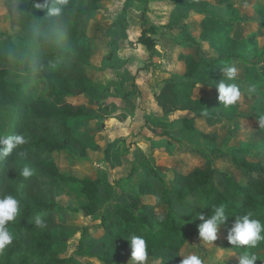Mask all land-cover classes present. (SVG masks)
<instances>
[{
    "label": "trees",
    "instance_id": "obj_1",
    "mask_svg": "<svg viewBox=\"0 0 264 264\" xmlns=\"http://www.w3.org/2000/svg\"><path fill=\"white\" fill-rule=\"evenodd\" d=\"M101 1L85 0L81 5L78 0H67L60 14L52 15L49 8L55 0H3L13 32H0V134H21L28 138V143L0 160V198L14 195L21 206L20 215L10 224L14 241L0 253V264H87L85 257L97 258L105 264H129L128 239L132 235L146 240V261L169 254L170 264H180L183 257L179 255H184L186 246L199 235L197 226L202 221L198 215L209 217L219 204L225 206L229 216L228 222L220 226L225 235L219 241L220 249L239 257L244 249L229 244L228 231L237 216L248 213L264 222V152L256 155L247 149H232L230 169L234 171H216L214 162L209 161L205 166L178 172L171 182L145 163L142 166L147 173L138 192L129 193L126 199L111 197V185L104 187L89 177L79 179L58 167L54 153L86 159L89 148L101 149L89 133L76 131L84 120L95 116L91 106L100 105L103 96L92 74L96 69L91 62L96 47L84 43L89 21L100 9ZM172 1L169 27L182 30L184 47L199 46L186 23L196 12L202 16L200 34L217 53L214 59L198 57L188 50L180 53L183 72L176 75L171 90L175 100L192 102L194 117L205 120L209 127L242 115L245 108L246 116L258 121L264 116V65L255 59L259 33L237 38L232 32L239 18L218 16L208 9L232 0ZM125 8L109 30L111 56L129 25ZM261 11L264 15V9ZM141 25L140 42L154 53L151 35L157 34L160 27L147 19ZM260 26L264 28V16ZM228 66L236 68L237 77L225 82L236 83L241 93L253 97L245 107L236 103L225 109L218 100L216 84L223 79L221 69ZM199 85L214 90L215 94L199 96L196 94ZM1 118H6L7 123L2 124ZM182 121L186 129L198 131L208 140L209 147L218 141L217 130L204 131L191 117ZM255 137L264 145V128L259 126ZM163 143L174 146L171 140ZM24 167L32 170L27 179L20 175ZM136 171L137 167H132L130 176ZM60 182L81 186L87 202L82 209L99 220L97 227L103 230L101 235L90 236L89 227H84L78 244L68 246L65 251L58 247L68 238L80 208L63 207L58 202ZM145 195H153L154 201L143 202ZM37 216L43 219L44 227L35 225Z\"/></svg>",
    "mask_w": 264,
    "mask_h": 264
},
{
    "label": "rangeland",
    "instance_id": "obj_2",
    "mask_svg": "<svg viewBox=\"0 0 264 264\" xmlns=\"http://www.w3.org/2000/svg\"><path fill=\"white\" fill-rule=\"evenodd\" d=\"M78 1L81 5L85 4V0ZM3 5V0H0V32L12 33L10 18ZM124 8L129 25L115 49V55L111 56L109 30L115 19L122 16ZM173 9L172 0H103L88 24L84 43L96 47L91 61L96 69L92 74L103 96L100 105L91 106L96 112L95 116L83 123L91 140L98 142L101 149L96 151L89 148L86 159L75 155L72 158L66 153L54 154L63 173L92 178L104 187L111 185L113 198L126 199L129 193L138 192L140 181L147 173L142 166L145 163L151 164L171 182L176 180L178 172L205 166L209 161L214 162L216 171L230 169L232 149H247L256 155L264 152V145L255 137L259 122L246 116L247 108L243 109L242 115L209 127L205 120L194 117L195 106L192 102L178 103L175 100L171 90L175 86L174 78L183 72L180 53L188 50L198 57L211 59L216 58L217 53L200 34L202 16L196 12H192L186 23L193 36L199 40V46L193 49L184 47L182 30L169 27ZM208 9L218 16L239 18L232 32L237 38L247 37L257 31L259 52L255 59L264 65V28L260 26L264 16L261 11L264 9V0H232L227 5H211ZM144 19L160 27L157 34L151 35L154 53L140 42ZM196 94L212 96L215 91L197 86ZM252 99L241 93L237 103L245 107ZM185 117L193 118L195 124L204 131L217 130L216 144L209 147V141L202 138L198 131L186 129L182 121ZM1 122L6 124L7 119L1 118ZM163 140H171L174 146H167ZM134 166L137 171L130 176ZM58 184V202L63 207L80 208L73 219V228L68 231V238L58 247V250L65 251L68 246L78 244L84 227H89L90 236L101 235L103 230L97 227L99 220L84 214L82 207L87 202L83 198L81 186L62 182ZM142 200L153 202L154 196L145 195ZM111 225H114V221ZM223 239L225 235L222 227L214 243L203 242L198 235L186 246L184 255L199 253L202 264H239L237 254L220 249L219 241ZM252 251L258 256L256 264H264V243ZM171 258L167 254L159 260H147L145 264H170ZM84 259L87 264H105L93 257Z\"/></svg>",
    "mask_w": 264,
    "mask_h": 264
},
{
    "label": "clouds",
    "instance_id": "obj_3",
    "mask_svg": "<svg viewBox=\"0 0 264 264\" xmlns=\"http://www.w3.org/2000/svg\"><path fill=\"white\" fill-rule=\"evenodd\" d=\"M66 2L67 0H55L54 5L49 8V13L59 15L62 6ZM37 6L39 7V5ZM221 70L223 79L216 84L218 100L225 109H229L236 105L241 96V91L236 83H227L225 79L227 81H234L237 77V70L231 66ZM258 122L259 126L264 128V116H261ZM27 143L28 138L24 135L0 134V160H4L19 146ZM20 175L27 179L32 175V170L24 167L20 171ZM20 211V201L16 196L8 194L0 198V253H3L14 241V233L10 228V224L16 221L20 215ZM198 218L202 221L197 226L199 237L203 242L214 243L218 239L220 226L228 222L229 216L226 213L225 206L219 204L213 207L209 217L205 218L200 213ZM35 225L37 227H44L43 219L37 216ZM227 239L230 245L244 249L239 255V264H256L258 256L252 250L264 243V222L252 218L251 213L237 216L228 231ZM128 240L131 248L129 264H145L148 255L146 240L137 235H132ZM179 256L183 257L180 264H202V259L198 255L190 254Z\"/></svg>",
    "mask_w": 264,
    "mask_h": 264
},
{
    "label": "crops",
    "instance_id": "obj_4",
    "mask_svg": "<svg viewBox=\"0 0 264 264\" xmlns=\"http://www.w3.org/2000/svg\"><path fill=\"white\" fill-rule=\"evenodd\" d=\"M155 25V24H154ZM157 26V25H156ZM159 27V26H158ZM160 31V30H159ZM201 86V85H199ZM85 122V121H84ZM86 125H84V123L82 122L79 126L76 127V131L77 132H80V133H87L89 132L86 128H85ZM98 143V142H97ZM63 154V153H62ZM65 154V153H64ZM68 156H71L72 158H75L73 155L69 154V153H66ZM72 175V174H70ZM86 178V177H85ZM80 179V178H79ZM83 198L84 200L86 201V197H84L83 195Z\"/></svg>",
    "mask_w": 264,
    "mask_h": 264
},
{
    "label": "water",
    "instance_id": "obj_5",
    "mask_svg": "<svg viewBox=\"0 0 264 264\" xmlns=\"http://www.w3.org/2000/svg\"><path fill=\"white\" fill-rule=\"evenodd\" d=\"M84 214L88 215L86 211H85V213H84Z\"/></svg>",
    "mask_w": 264,
    "mask_h": 264
}]
</instances>
